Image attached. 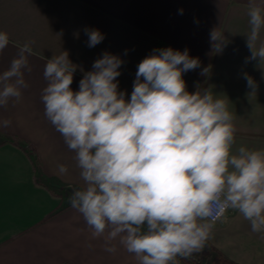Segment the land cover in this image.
<instances>
[{"label": "clouds", "instance_id": "clouds-1", "mask_svg": "<svg viewBox=\"0 0 264 264\" xmlns=\"http://www.w3.org/2000/svg\"><path fill=\"white\" fill-rule=\"evenodd\" d=\"M182 11V10H181ZM246 46L249 60L264 62V0H249ZM88 47L105 38L86 28ZM215 52L226 46L216 29L210 33ZM259 42V46H258ZM0 31V53L9 45ZM28 41L18 46L0 71V108L20 102L31 72ZM124 61L103 53L71 88L78 65L67 51L46 61L42 90L44 114L75 153L84 185L69 197L105 250L119 243L139 264H178L201 252L215 224L235 210L254 233H264V149L234 150V117L224 99L198 88L189 92L183 74L200 67L198 58L171 47L154 49L137 66L130 98L117 78ZM82 70V69H81ZM208 69H203L205 75ZM253 91L257 84L245 74ZM0 120V128L11 125ZM61 175L67 166H58Z\"/></svg>", "mask_w": 264, "mask_h": 264}, {"label": "crops", "instance_id": "crops-1", "mask_svg": "<svg viewBox=\"0 0 264 264\" xmlns=\"http://www.w3.org/2000/svg\"><path fill=\"white\" fill-rule=\"evenodd\" d=\"M248 6L249 0H0V31L10 38L0 53V71L7 69L19 45L34 41L32 70L25 73L29 87L20 102L0 108V120L12 122L0 128V264H139L119 238L111 242L116 251L107 252V233L94 237L70 202L61 208L59 197L37 182L27 151L5 141L10 135L31 142L44 175L69 191L84 185L75 153L46 118L41 99L47 85L46 61L62 51L79 66L71 85L74 91L103 53L119 56L124 61L119 90L130 98L142 59L154 49H187L200 62L182 76L187 91L210 88L227 102L236 128L234 150L264 149V62L248 59ZM86 28L98 29L105 38L88 47ZM214 29L226 38L220 53L210 40ZM205 68L208 72L201 75ZM245 74L256 82L255 91L247 86ZM61 164L67 166L66 174L59 173ZM57 206L60 209L53 213ZM207 248L219 264H264V233L252 232L235 210L215 224L203 250Z\"/></svg>", "mask_w": 264, "mask_h": 264}, {"label": "trees", "instance_id": "trees-1", "mask_svg": "<svg viewBox=\"0 0 264 264\" xmlns=\"http://www.w3.org/2000/svg\"><path fill=\"white\" fill-rule=\"evenodd\" d=\"M6 140L12 142L19 147L23 148L27 153L31 156V159L34 164V169H35V176L36 180L39 184L45 185L50 191H52L56 196H60L61 194L58 193V188L60 189H65L66 187L60 185L58 182L50 178L49 176H45L44 173L42 172L41 169V163L38 158L37 152L35 150V147L31 142L28 140H25L23 138H20L18 136H10L6 135ZM60 207L58 206L57 209L53 210V213L58 211Z\"/></svg>", "mask_w": 264, "mask_h": 264}, {"label": "rangeland", "instance_id": "rangeland-1", "mask_svg": "<svg viewBox=\"0 0 264 264\" xmlns=\"http://www.w3.org/2000/svg\"><path fill=\"white\" fill-rule=\"evenodd\" d=\"M57 190L58 193L61 194L58 197L62 206L60 205L59 206L61 208H64L69 204V197L71 196L73 191H69V189L67 188L65 189L58 188ZM205 252H206L205 250H202L201 252L194 253L190 258L187 259L178 257L177 258L178 264H219L218 263L219 259L212 250L207 248V252L206 253ZM65 264H73V263L69 262Z\"/></svg>", "mask_w": 264, "mask_h": 264}]
</instances>
